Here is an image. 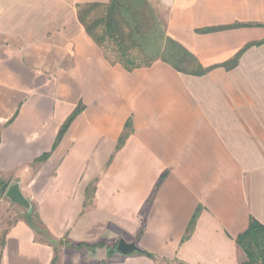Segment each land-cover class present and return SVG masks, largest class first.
<instances>
[{
	"label": "crops",
	"instance_id": "crops-1",
	"mask_svg": "<svg viewBox=\"0 0 264 264\" xmlns=\"http://www.w3.org/2000/svg\"><path fill=\"white\" fill-rule=\"evenodd\" d=\"M109 1L0 0V175L32 205L0 264H242L264 226V0H149L204 76L109 63L78 17ZM120 240L138 250L110 256Z\"/></svg>",
	"mask_w": 264,
	"mask_h": 264
},
{
	"label": "trees",
	"instance_id": "trees-1",
	"mask_svg": "<svg viewBox=\"0 0 264 264\" xmlns=\"http://www.w3.org/2000/svg\"><path fill=\"white\" fill-rule=\"evenodd\" d=\"M78 17L87 35L103 50L106 60L112 65L121 66L128 72L148 68L158 61L189 76H204L215 69L214 67L204 68L193 53L167 35L164 22L160 20L155 7L149 0H110L107 4H86L78 7ZM240 27H249V25L206 28L198 32L208 34ZM262 43L264 42L251 44L247 49ZM242 53L243 51L223 65L224 68L231 70L236 67ZM82 111V106L77 107L67 124ZM67 126L65 125L61 130L58 141ZM127 135L128 131L123 134L120 141L123 142ZM47 157L48 155H45L43 160ZM8 188L9 184L0 179L2 197ZM9 227L0 234L1 252L5 246ZM49 242L54 245L50 240ZM63 243L67 244L66 241ZM236 243L246 256L242 264H264V226L259 221L251 217L247 229L238 235ZM98 246L107 245L106 243L94 246L83 243L70 245L72 249L80 251L85 249L94 251ZM116 247L117 244L111 248L110 256L117 252ZM141 253L144 252L141 251ZM58 261L57 253L53 264H57Z\"/></svg>",
	"mask_w": 264,
	"mask_h": 264
},
{
	"label": "rangeland",
	"instance_id": "rangeland-1",
	"mask_svg": "<svg viewBox=\"0 0 264 264\" xmlns=\"http://www.w3.org/2000/svg\"><path fill=\"white\" fill-rule=\"evenodd\" d=\"M156 11L158 13V16H159L160 20L164 22L165 11L162 10V9H160V10L156 9ZM0 179L3 182H5L6 184H9V187H10V185H11V181H10L11 176L6 175V176H2L1 177V175H0ZM23 212H27V211L25 209L21 208L18 205L12 204L6 198V193H5L4 197H2L0 195V231L5 230L7 227L12 225L13 222H15L17 219H19V217H21V213H23ZM31 212H30V214H31ZM245 260H246V256H245Z\"/></svg>",
	"mask_w": 264,
	"mask_h": 264
},
{
	"label": "water",
	"instance_id": "water-1",
	"mask_svg": "<svg viewBox=\"0 0 264 264\" xmlns=\"http://www.w3.org/2000/svg\"><path fill=\"white\" fill-rule=\"evenodd\" d=\"M6 198L12 204L18 205L28 212L32 211V205L22 192L20 183H15L8 188L6 192ZM117 250L122 255H129L136 252L138 248L135 243H127L124 240H120L117 246Z\"/></svg>",
	"mask_w": 264,
	"mask_h": 264
}]
</instances>
